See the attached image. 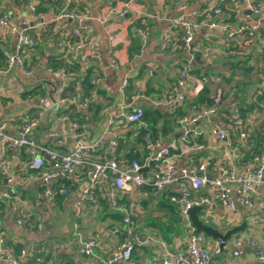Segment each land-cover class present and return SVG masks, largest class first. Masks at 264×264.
Listing matches in <instances>:
<instances>
[{"label": "crops", "instance_id": "0c3cea01", "mask_svg": "<svg viewBox=\"0 0 264 264\" xmlns=\"http://www.w3.org/2000/svg\"><path fill=\"white\" fill-rule=\"evenodd\" d=\"M52 1L55 0H0V14L8 15L17 28L16 32L9 28L0 31V49L15 51L17 31L24 27H28L36 37L35 46L25 54L29 71L26 73L14 66L0 73V113L9 119L5 134L15 136L20 123L33 121L36 124L30 136L40 144L61 152L70 151L80 143L95 144L92 159L110 157L113 153L109 141H130L131 146V141L135 140L134 126H141L132 125L121 116L136 106H143L145 111L169 109L172 112L173 106L163 100L172 82L181 76L185 67L190 66L193 75L186 89L188 96L177 111L174 131L168 135L161 134L159 138L163 146L172 142L177 144L174 150L177 170L207 158L217 162L224 158L225 146L212 131L216 127L225 128L234 147L239 150L238 157L233 160L238 170L246 164L259 165L256 156L264 145V112L259 110L264 105V17L252 13L241 0H78L83 3V22L77 19L55 22L50 19L63 8L65 0H59L58 4ZM257 1L264 6V0ZM34 3L38 11L32 10ZM213 7L223 10L213 17L216 21L231 26L246 24L251 29L237 36L234 45H226L225 32L211 27L210 19L204 13ZM112 8L117 10L116 13H109ZM180 17H189L198 24L189 46L185 43L183 28L175 27L173 23ZM141 19H146L149 24L150 35L147 38L138 32ZM42 23H48L45 24L46 30H43ZM255 23L258 26L253 28ZM83 24L88 27L87 33L95 45L78 49L73 30ZM66 67H70L74 75L71 89L68 82L70 90L67 95H86L87 92L91 97L86 108L79 111L75 107L69 109L73 114L69 120L61 118V111L70 107L61 101L64 93L59 92L64 79L53 71ZM197 76L209 78L206 87L211 92L215 93L221 87L226 93V97L216 105L215 112L206 116L201 115L204 109L195 104L197 95L191 93ZM86 77L90 80L100 78V81L91 83L86 89L83 83ZM125 78L130 83L123 90ZM22 86L28 90L27 96L25 91L20 93ZM238 90L246 93L250 101L258 99L260 103L244 116L246 127L251 132L246 142L240 139L231 121ZM45 98H51L52 104L44 105ZM106 107H111V111L106 112ZM110 116L117 120L111 127L112 132L108 133ZM184 117L190 122L181 123L180 119ZM193 118L197 119L192 121ZM71 120H77L80 127L74 129ZM198 130L204 131L199 136L205 147L186 149V143L197 139ZM53 132L55 134H51ZM186 137L190 142H185ZM102 142L106 143L104 147L100 145ZM135 149L145 154L143 145H137L134 152ZM7 154L12 160L14 173L24 176L25 183L17 195L0 199V236L4 239L0 246L10 249L18 264H28L33 260L21 256V250L34 251L46 264H108V257L128 235L123 222V208L130 211L137 232L156 240H166L174 255L185 249L189 224L175 219L162 203L161 193L124 189L119 193L117 205L110 199H101L96 205L93 201H86L85 207L79 209L80 192L89 185L85 176L72 185V193L47 203L42 197L44 182L40 172L28 169L32 157L27 148H8ZM209 173H213L211 168ZM63 179L66 178L59 177V183ZM8 187L7 179L0 173V193ZM202 191L213 193L209 188ZM232 195L236 198L235 185H232ZM24 214L28 216L26 222L19 225L17 220ZM198 215L222 232L246 224L223 245L221 239L205 233L206 247L216 264H264L257 257L259 251H264V184L256 189L251 208L237 202L236 211L230 213L216 200L210 207L203 206ZM239 235L253 238L256 246L242 244L236 247L235 240ZM80 237L97 239L94 255L80 251ZM237 249L240 254L235 253ZM162 251L158 241L136 243L133 258L136 264H150L160 257ZM0 264H14L12 255L0 260ZM115 264L127 263L117 261Z\"/></svg>", "mask_w": 264, "mask_h": 264}, {"label": "built area", "instance_id": "2783aa9c", "mask_svg": "<svg viewBox=\"0 0 264 264\" xmlns=\"http://www.w3.org/2000/svg\"><path fill=\"white\" fill-rule=\"evenodd\" d=\"M243 5L251 10L255 15L264 17V6L257 0H241ZM75 6H79L78 0H65L63 8L56 12L51 21H63L66 19H77L80 22L85 20V15L77 10ZM76 9H75V8ZM32 10L36 11V4L32 5ZM116 9L112 8L109 13H116ZM220 7H213L206 10V18L210 19V26L217 27L225 32L226 45H234V40L237 36L243 34L246 30H250L249 25L231 26L225 22H218L213 19L217 14L222 13ZM138 32L147 38L150 35L149 24L146 19H141ZM175 27L181 26L184 31L185 43L189 46L193 39L194 29L198 24L193 22L189 17H180L174 22ZM42 23L43 30L47 27ZM258 26L257 23L253 28ZM6 28L16 32L17 28L10 20L8 15L0 14V31ZM87 26L85 24L78 26L73 30V36L76 38L75 46L78 49L86 48L88 45L93 47L95 45L91 36L87 33ZM36 44V37L29 31L28 27L17 31V41L15 51L8 49L4 50L5 61L2 65L0 63V73L18 66L24 72H28L25 54L32 49ZM115 66L117 62L113 60ZM56 75H60L64 79V84L60 86L59 92L64 93L61 96V101L66 102L68 107L73 105L77 111L86 108L91 102L89 95L74 94L65 95L68 82L71 76L65 70H53ZM193 68L185 67L181 76L172 82V86L165 95L163 102L167 105L177 106L187 100L188 93L186 89L189 85V80ZM195 82L191 88L193 95H198L204 90L206 83L209 81L207 76L195 77ZM99 79L92 80V83H99ZM130 80L125 78L122 84L123 90H126ZM25 88L20 87V93H23ZM224 90L220 87L215 92L214 103L217 105L222 101ZM47 98L44 99V101ZM216 105L204 109L201 112L202 116H206L215 112ZM106 112L111 111V107L105 108ZM264 112V105L262 106ZM145 109L143 106H136L132 110L124 113L121 117L132 125L141 124L148 125L144 120ZM63 120H69L67 114H62ZM234 127L239 132L240 139L246 142L248 139L247 123L238 112V105L234 103ZM197 118L191 119L192 121ZM117 118L110 116L109 126L106 132H112L111 127L116 123ZM183 124L189 123L187 117L180 119ZM36 122L24 121L18 127V133L15 136H8L4 133L9 126V119L5 118L0 113V173L7 179L9 184L8 189L0 193V199L4 197H13L17 195L19 188L25 183V177L17 175L12 169V160L7 154L8 148L26 147L32 160L28 163V169L39 171L42 181L44 182L43 195L47 203H52L58 196L68 195L72 193V185L80 182L85 176L89 185L80 192V201L77 203L79 209L85 207L86 201L98 202V199H110L114 205H117L119 193L124 189L138 188L143 186H151L153 189L159 191L169 186H175L177 193L171 196L172 201L176 202L185 217L187 224H189V234L186 240L185 249L174 255L168 248L166 240H156L155 238L144 236L136 230L135 220L132 218L130 211L123 208V222L128 235L117 244L112 254L106 260L108 264H115L117 261H124L127 264H136L133 258V251L136 243L158 241L163 251L159 258L153 259L150 264H216L208 251L207 235L204 232H198L192 225L189 217V209L193 206H207L210 207L218 200L222 206L233 213L237 209V202L247 208L254 205V194L258 186L264 184V145L262 151L256 156L259 165L246 164L241 170H238L233 165L234 158L239 155V150L234 147L229 132L222 127L213 129V133L217 135L225 146L224 158L220 162H212L210 159L201 160L197 164H189L183 166L179 171L176 168V152L177 144L172 142L169 145L163 146L160 139H155L150 132H146L145 140V154L144 160L133 159L131 161L122 162L113 155L100 159H92L91 152L95 150V144H78L70 151L61 152L52 146L40 144L36 139L30 136V131ZM71 125L74 129L80 127L77 120H71ZM134 126V136L139 132ZM186 134L188 133L185 130ZM203 130L196 131V135H202ZM51 134H55L54 132ZM185 142H190L186 137ZM100 145L104 147L105 142ZM109 146L112 150L117 148L118 140L112 139L109 141ZM186 149L197 148L203 149L205 147L202 141H193L184 145ZM212 164V165H211ZM148 166V170L144 168ZM209 168L213 173H209ZM84 172V174L82 173ZM64 176L70 180V184L66 185L59 182V177ZM109 185V188H107ZM232 185L237 186L236 198L232 195ZM209 188L212 194L202 191ZM27 214H24L17 220L19 225H24L27 219ZM78 224H76L77 229ZM3 237L0 236V245L3 244ZM242 244H249L256 246V241L253 238L239 235L235 240V246L240 247ZM98 241L95 237L81 238L80 237V251L86 255H94L95 248ZM12 251L8 248L0 246V260L7 259L12 255V262L18 264V260ZM236 254H240L237 249ZM21 256H27L33 259L28 264H46L43 259L32 251L21 250ZM259 260L264 262V251L257 253ZM225 264V263H223Z\"/></svg>", "mask_w": 264, "mask_h": 264}, {"label": "trees", "instance_id": "16d2710c", "mask_svg": "<svg viewBox=\"0 0 264 264\" xmlns=\"http://www.w3.org/2000/svg\"><path fill=\"white\" fill-rule=\"evenodd\" d=\"M52 2L58 4L59 0H55ZM63 5L64 4L62 3V6ZM82 5H83V3L79 1V6L77 8L79 11H81L83 9ZM40 9H42V8L40 7ZM36 11H38V6L36 7ZM3 52L4 51L0 49V62L1 63H4V61H5L4 60L5 57H4ZM63 70L68 72L70 74V76L72 77L70 79V83L68 86L71 89L70 85H72L74 82V80H73L74 75H73L70 67H66ZM83 83H84L85 88L87 89L88 87H90V84L92 83V79L90 80L89 77H86V78H84ZM208 83H209V81L206 83V85ZM70 89L69 88L66 89L65 95H67V91H69ZM237 93H238V97H236L235 100H236L237 105H238V112L240 113L241 117H243L245 119V117H244L245 114H247L250 111H253L256 108V106L259 107L260 103H259L258 99L256 102L250 101L248 99L247 94L243 93L242 91L238 90ZM28 94H29L28 90H25L24 95L27 96ZM74 94L75 93L68 94V95H74ZM86 95H89V94L86 92ZM214 96H215V93L211 92L205 86L204 90L201 91L197 95L196 100H195V104L199 107V109H206V107L209 108L211 106H214V105H216L214 103ZM225 97H226V93L224 91V95L222 98L224 99ZM183 105L184 104L182 103L180 105L173 106V108L175 110V111L173 110L174 112L173 111L171 112V110H169V109L168 110L157 109V110H153V111H145L144 120L146 121V123L148 125H141L140 127L137 128V131L139 132V134L136 137L134 136L135 140L131 141V146L129 145L130 141L128 143V141L124 142L123 140L119 139L117 148L112 150V153H113L112 155L122 162L123 161L124 162L131 161L133 159H139L140 161H143L145 156L141 153V151L139 149H135V152H134L133 149L136 148L137 145H143L144 150L146 149L145 148V140H144V136H145L146 132H150L155 139H159L161 134H167V135L171 134L174 131L173 126H174L176 118L178 117L177 111L180 110V108H182ZM70 108L74 109L73 105H70L69 108L62 110L61 114H67L69 116V118L72 119L73 114H71L69 112ZM260 109H262V106L259 107V110ZM225 111L228 112V110H225ZM231 121H232V123H234L235 119L233 118V120H231ZM247 131H248V140H249V138L251 136V132H249L248 128H247ZM133 134H134V129H133ZM256 136H257V138L260 137L258 135H256ZM201 140L202 139L200 136H198L197 139H195V141H201ZM260 141L262 142V139ZM208 159H210L212 164L214 162H216L212 158H208ZM61 183L68 185V184H70V180H68L66 178V179H63V182H61ZM137 189L138 190L145 189L148 192H156L157 191V190L153 189V187H151V186L138 187ZM157 192L162 194V196H163L162 203H164L166 208L170 209L171 213L176 217L175 219L178 222H183V223L186 222L187 223L185 217L183 216V213H182L180 206L176 202L172 201V199H171V196L177 193V188L175 186H169V187H166V188L159 190ZM100 201H101V199L99 198L98 202H94V204L96 205ZM28 221H30V220H28ZM203 222H204V220H203ZM208 225H210V224H208Z\"/></svg>", "mask_w": 264, "mask_h": 264}, {"label": "water", "instance_id": "95a60500", "mask_svg": "<svg viewBox=\"0 0 264 264\" xmlns=\"http://www.w3.org/2000/svg\"><path fill=\"white\" fill-rule=\"evenodd\" d=\"M52 99L47 98V100L44 101V105H50L52 104ZM145 171L148 170V166L144 168ZM203 206H193L189 209V217L191 220L192 225L196 228L198 232H204L210 236H214L216 238L221 239L222 245L225 244V242L230 238L233 234L237 233L238 231H241L244 229L246 224L235 226L233 228H230L229 230L222 232L217 227H214L212 225H208L200 218L198 215V211L202 210Z\"/></svg>", "mask_w": 264, "mask_h": 264}]
</instances>
